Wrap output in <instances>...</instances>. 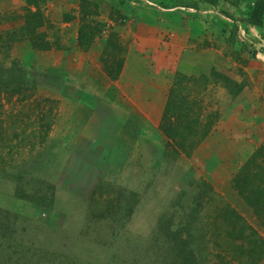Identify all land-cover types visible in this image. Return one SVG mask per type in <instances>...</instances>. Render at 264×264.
<instances>
[{
	"label": "rangeland",
	"instance_id": "rangeland-1",
	"mask_svg": "<svg viewBox=\"0 0 264 264\" xmlns=\"http://www.w3.org/2000/svg\"><path fill=\"white\" fill-rule=\"evenodd\" d=\"M7 1L0 2V64L26 77L0 85L1 258L7 264H184L173 253L188 243L195 264H264V141L244 175L249 202L234 184L222 190L207 180L198 148L179 153L168 145V151L133 155L121 147L96 154L117 168H94L80 158L89 156L85 146L71 145L60 124L53 128L63 75L48 73L45 61L25 65L22 46H15L30 10L9 11L23 0ZM254 2L219 0L213 10L228 24L227 35L212 36L204 49L226 59L234 76L256 77L255 68L264 66V17L260 28L242 23ZM30 77L42 86L29 84Z\"/></svg>",
	"mask_w": 264,
	"mask_h": 264
},
{
	"label": "crops",
	"instance_id": "crops-1",
	"mask_svg": "<svg viewBox=\"0 0 264 264\" xmlns=\"http://www.w3.org/2000/svg\"><path fill=\"white\" fill-rule=\"evenodd\" d=\"M19 3L9 11L28 9L30 19L18 24L15 49L22 46L25 65L47 62L48 73L63 75L53 128L60 124L71 145L86 147L83 161L112 169L101 154L121 147L155 154L172 145L179 153L198 148L207 180L222 190L246 175L264 141V66L255 68L256 77L234 76L226 59L204 49L212 36L227 35L215 6L203 0Z\"/></svg>",
	"mask_w": 264,
	"mask_h": 264
},
{
	"label": "trees",
	"instance_id": "trees-1",
	"mask_svg": "<svg viewBox=\"0 0 264 264\" xmlns=\"http://www.w3.org/2000/svg\"><path fill=\"white\" fill-rule=\"evenodd\" d=\"M44 0H27L29 3H37ZM213 6L218 4L219 0H203ZM263 17H264V0H255L253 3L252 9L250 10V14L246 20H242L249 28H260L263 25ZM15 76V77H14ZM26 77L25 72L21 69L19 74H14V72L10 71L9 69L5 68L3 65L0 64V85H5L8 83L9 80H16L17 83H21L20 81L24 80ZM249 178L246 176H237L234 180V187L236 191L239 192V195L242 197L243 200L249 202L250 196H248L247 190L245 189L248 186ZM188 243L181 244L180 247L176 248V252L173 253L175 256L179 257L181 262L184 261V264H195L196 262L193 261V253L191 252L192 249L188 248ZM193 251V250H192ZM181 256V257H180ZM2 251H0V264H7L6 259ZM184 258V259H183ZM191 258V262H188ZM178 260V259H177ZM172 264H176L175 262ZM181 264V263H180ZM254 264V263H253Z\"/></svg>",
	"mask_w": 264,
	"mask_h": 264
}]
</instances>
